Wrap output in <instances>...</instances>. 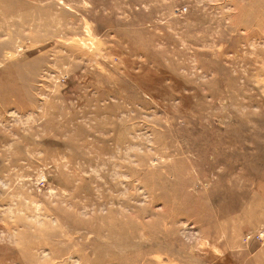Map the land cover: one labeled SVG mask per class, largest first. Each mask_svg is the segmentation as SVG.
I'll return each instance as SVG.
<instances>
[{
    "label": "rangeland",
    "instance_id": "rangeland-1",
    "mask_svg": "<svg viewBox=\"0 0 264 264\" xmlns=\"http://www.w3.org/2000/svg\"><path fill=\"white\" fill-rule=\"evenodd\" d=\"M0 264H264V0H0Z\"/></svg>",
    "mask_w": 264,
    "mask_h": 264
}]
</instances>
